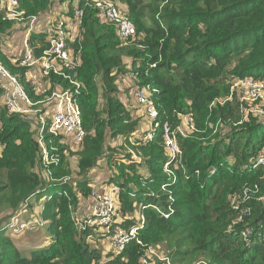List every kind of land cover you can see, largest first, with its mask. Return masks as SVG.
<instances>
[{
    "label": "trees",
    "instance_id": "obj_1",
    "mask_svg": "<svg viewBox=\"0 0 264 264\" xmlns=\"http://www.w3.org/2000/svg\"><path fill=\"white\" fill-rule=\"evenodd\" d=\"M56 1L19 0L17 8L42 19ZM107 1L124 7L135 25L126 41L101 18L93 0H67L70 15L74 4L83 11L79 44H73L81 46L76 77L84 137L77 147L45 129L44 153L35 119L9 112L0 84V264H141L147 246L159 242L172 247V263L264 264V169L255 165L264 155V107L242 120L241 108L251 104H241L237 92L232 101L210 106L229 94L234 79L264 80V0ZM1 7L0 0V63L33 102L66 88L56 76L39 94L26 83L27 68L4 51L26 22L3 20ZM29 42L36 56L46 45L43 33ZM129 73L136 83L158 90L153 101L159 126L151 140L143 141L146 131L139 133L142 110L118 94L117 82ZM178 112L189 113L197 131L177 136L185 174L176 169L171 176L163 170L170 156L162 125L177 126ZM101 160L109 176L93 181L89 175ZM99 183V189L118 188L115 225L128 229L143 216L137 238L144 246L134 239L114 252L105 247L97 223H85L82 205ZM32 202L40 207L35 219L48 231L46 242L34 249L7 231L8 221L19 219ZM151 263L167 264L155 257Z\"/></svg>",
    "mask_w": 264,
    "mask_h": 264
},
{
    "label": "bare ground",
    "instance_id": "obj_2",
    "mask_svg": "<svg viewBox=\"0 0 264 264\" xmlns=\"http://www.w3.org/2000/svg\"><path fill=\"white\" fill-rule=\"evenodd\" d=\"M1 2H2L1 8L4 11L3 20L15 21V22H26V26L22 30L23 31V40H22L23 51L25 53L26 49H28L31 52L33 59L41 58L44 51L51 49V40H52V38L56 37V35L49 33V31H53V30H61L62 31L61 37H62V40L64 43V45L62 47V51H64L68 55V59L71 61V65L68 67H64L62 69V71L64 72V74L69 76V78L72 81L76 82L75 84H73L69 81V78H65L61 74H56L52 70H50L48 72V74L44 75L42 73V67H41L40 63H37L35 65H31V66L28 64H22V58L23 57H20L19 58V66L26 67L27 70L30 71V74L28 75V78L26 76L25 81L30 87L34 88V90L36 91L37 94H39L40 90L46 88L44 85L48 82V80L51 76H56L58 78H61L63 81H65L67 83L66 88L58 87V89H55L50 94L45 95L44 98L38 99L37 101L33 102L31 100L29 94L27 92H25L24 87H23L22 83L20 82V80L15 75L11 74L0 63L1 69L5 73L8 74V75L7 74L2 75L0 73V78L6 80L9 83V85L11 86L10 90L6 89V93L4 96V105L6 106L7 110L11 113L26 114L27 115V114H30V112H32V113L36 114L35 121H36V124L38 126V135H39L38 142H39V145H40L41 149L43 150V152L46 151L45 145L43 142V132L45 129H47V132L51 136H55V137H58L60 135H65L67 133H73L74 137L76 139L75 145L77 147V145H79L82 142V139L84 137V131L82 130V125H81L80 107H79V103L77 100V96L80 94L81 83L76 77L77 70H78L79 66L81 65V46L79 45L78 48H74L73 44L75 43L76 39L78 40V37L80 34L81 19H82V15H83L82 9L78 8L74 4V6L72 8L71 15H70V10H67L64 12L61 11V12L57 13L55 16L51 17L49 19V21L47 22V20L44 21L43 19H41L37 15L25 16V12L23 10H19L17 8L19 0H15V3H13V4L10 3L9 0H1ZM93 2L95 4V6L98 8V11L100 13L101 18L112 23L116 27L117 34L121 40L126 41L127 39H129L130 37H132L135 34V25L133 24V22L130 19H128V17L125 14H123L118 9V7L116 5H114L112 2L107 1V0H93ZM123 22L128 23L132 26V28H133L132 33H129L128 35L122 34L121 25ZM38 33L44 34L46 45L43 48H39L40 54L36 56V54L34 52V48L30 44L29 40H30L32 35L35 36ZM78 44H79V40H78ZM63 63H64V61H63ZM154 66H155V64H153V67ZM33 73H37L40 76L42 87L37 86V79L31 78V74H33ZM8 76L10 78H13L15 80V83ZM244 79H251L254 82H262L264 84L263 79L255 80L251 77L234 79L232 82H234L236 80H244ZM32 81H34V84L31 83ZM15 85L19 86L21 91L26 96L27 100L17 98L16 102H15V104H16L15 109H11L7 105V99H8V96L10 95V93L12 92L13 87ZM137 87L142 88V89L148 88L150 90H154L153 95H155L158 92V90L156 87H154L151 84L141 85V84L136 83L135 79L133 77L132 84L130 87L131 99L134 101V103L137 105V107H139V109L142 110L141 104L138 102V100L136 99V97L134 95L135 89ZM66 91L71 93L70 99H71V101H73L76 104L77 109H78L79 125H78L77 129L73 130V131H68L65 128H60V129L56 130L54 128V125H53V123L55 121L56 114H57L56 110H57V106H58V102H59V98H57L54 94H62ZM260 103L261 102H257L255 104H253V106H252L253 110L249 111L247 114L242 113V115H243L242 120H246L249 113L262 112L260 107H259ZM38 105H43V107H39V108L35 109L34 107L38 106ZM153 105L156 108L154 101H153ZM51 109H53V111H54V117L52 119H50L49 117L46 116L48 113L52 112ZM156 110L158 111L157 108H156ZM153 137H154V131H153V134L151 137H147L146 139L143 138V141L151 140ZM178 148H179V146H178ZM44 153H46V152H44ZM179 153L181 154L180 148H179ZM168 154L171 157L169 151H168ZM260 158H264V155L259 156L257 158L258 160L255 163V165L261 166L264 169V165L259 163ZM169 160L166 162V164H168ZM45 161L48 163L49 162L48 158H45ZM166 169L171 170L170 164H168L167 166L164 164V166H163L164 172L170 173V172H167ZM92 194H94V198H95L94 216L88 217V219L85 221V223H87V224L97 223L98 230L103 235H105L104 241L107 244V246L114 252L123 251L124 250L123 248L117 249V248L113 247V245H112V236H113L114 231L117 228H121L118 225L114 224V223H116V220H115L116 208L114 209V211L112 213H110L107 216L98 215L97 212L95 211L96 205H97L95 192L93 191ZM237 199H238V196H234L231 200V204L234 208H236L238 206L236 204ZM114 203H115V201H114ZM115 205H116V203H115ZM153 208H155L158 212H160L161 215L164 216L165 218H167L170 215L167 212L160 211L156 206H153ZM17 220H18L17 218L12 219L11 225L17 226V224H16ZM36 222L38 223L37 220H36ZM143 224H144V218L141 215L140 216V223L138 225L131 226L130 228L127 229V230H130V229L133 230L134 239H136V242L141 246H144V244H142V242L137 238V232L139 229H141L143 227ZM248 233H249V229H246L245 232H243L244 237H247ZM145 251H146L145 254L141 258V264H152L151 261L154 257L161 260V261H166L169 264L167 258L161 259L152 247L147 246ZM195 264H199V263H195Z\"/></svg>",
    "mask_w": 264,
    "mask_h": 264
},
{
    "label": "built area",
    "instance_id": "obj_3",
    "mask_svg": "<svg viewBox=\"0 0 264 264\" xmlns=\"http://www.w3.org/2000/svg\"><path fill=\"white\" fill-rule=\"evenodd\" d=\"M9 1L12 4L15 3V0ZM121 31L123 35H128L129 33L133 32V28L130 24L123 22L121 25ZM49 33L56 35V37L52 38L51 40V49L44 51L43 55L39 59H33L31 52L26 49L25 53L23 54L22 64H28L31 66L40 63L42 67V73L44 75L48 74V72L52 70L56 74H61L65 78H69V76L64 74L62 71L64 67L71 65L68 55L62 51V47L64 45L61 37L62 31L53 30L49 31ZM0 73L2 75L7 74L1 69V67ZM10 79L15 83L13 78ZM69 81L73 84L76 83L70 78ZM31 83L34 84V81ZM153 91L154 90H150L148 88L142 89L137 87L134 93L136 99L141 104L144 116L150 125V128L146 131L144 136H142L144 139L151 137L154 129L159 126V123L157 122L159 113L153 105ZM236 92L238 93L241 104L242 102L251 104L241 108L242 113L247 114L249 111L253 110V102L262 100L264 98V84L262 82H254L251 79L236 80L231 83L229 94L223 99L216 98L210 106L215 103L223 104L227 101H232L233 95ZM54 95L59 98L56 110L57 114L53 123L54 128L56 130L60 128H65L68 131L76 130L79 125L78 109L76 104L70 99L71 93L66 91L62 94ZM17 98L27 100L19 86L15 85L7 99V105L11 109H15V102ZM177 117L180 120V123L177 124V126L173 127L168 121L162 125L164 143L171 155L168 164L174 166V172L166 169L167 172H170L171 176H175L176 169H181V171L185 174L181 164L182 155L179 153V148L176 142L177 136L180 135L182 137H189L192 133L197 131L194 120L189 113L178 112ZM259 163L264 165V158H260ZM168 164L165 163L166 166ZM117 190L118 188L116 186H111L108 190L100 189L99 191L95 192L97 202L95 211L98 215L107 216L114 211L116 208L114 200ZM132 239H134V233L132 229L127 230L125 228H117L112 236V245L117 249H125L126 245Z\"/></svg>",
    "mask_w": 264,
    "mask_h": 264
},
{
    "label": "rangeland",
    "instance_id": "obj_4",
    "mask_svg": "<svg viewBox=\"0 0 264 264\" xmlns=\"http://www.w3.org/2000/svg\"><path fill=\"white\" fill-rule=\"evenodd\" d=\"M116 6H118V8L121 10V12L126 15V13L124 11V7H122L118 4ZM67 10H69V5L67 4V0H66V2H63V3H60L57 0L52 5L51 11L46 16H44L42 19L44 21L47 20V22H48L49 19L51 17L55 16L57 13H59L61 11L64 12ZM22 40H23V31L12 33L10 40L4 45V51L7 52L8 54H10L11 56H17L19 58L23 57L24 51H23ZM125 60L128 61V58H126ZM29 74H30V71L27 70V73H26L27 78H28ZM133 77H134V75L129 73V74H126L124 77H122L117 82L118 94H119L121 101H123L125 104H127V106L139 108V107H136V104L134 103L133 100H132L133 104L131 105L130 98L128 99L127 98L128 95H126V93H128L130 95L129 97H131L130 87L132 84ZM31 78L37 79V86L42 87L41 86V78L37 73L31 74ZM0 84L2 86H4L5 89H7V90L11 89V86L9 85V83L2 78H0ZM261 106L264 107V98L261 100V103L259 104V107L262 111L263 109ZM39 107H43V105H38V106H35L34 108L36 109ZM51 110H52V112L48 113L46 115L50 119H52L54 117V111H53V109H51ZM137 111H138L139 115H140V113H143V111H140V110H137ZM27 115H30L33 119L36 118V114H34L32 112H30V114H27ZM138 126H139V133L142 131H147L150 128L148 120L146 118L144 119L143 116H140V123ZM65 138H66V142L68 145L73 146L76 144V139H75L73 133L65 134ZM116 142H118V141H116ZM116 142H114L113 145H115ZM114 153H116V155L121 157L120 152H114ZM109 173H110L109 167L106 166V163L104 160H101V161H99V163L97 164L95 169L92 171V173L89 175V177L93 181L94 180L105 181V180H107ZM100 185L101 184L99 183L98 186H95L93 188L94 192H97L100 190L98 188ZM109 187L110 186L108 184H105V187L103 189L108 190ZM88 201H89L90 205L86 209L85 214H87L88 217H92V216H94V205H95L94 194H92L91 196L88 197ZM31 205H33L31 209L25 210V213L19 219L17 218L18 219L16 221L17 227L13 228L12 226H9L7 231H8V233H10L9 235L14 240L17 239V240H20L22 242V247L34 249V248H38L39 246L43 245L46 242L48 231L46 230L45 225L42 226L41 224L36 222V219H35L36 217L34 216V214L38 213V207L39 206L34 205L33 202L31 203ZM13 219H15V218H13ZM7 221H8V219L6 221H4L3 223H6ZM11 221H12V219H10L8 222H11ZM104 244L106 247L107 244L105 242H104ZM152 248L154 249V251L157 253V255L161 259L167 258L169 264H179L178 262H176V263L171 262L170 253H171L172 247L169 245V243L159 242L157 246L153 245ZM107 250L109 251L110 249L108 248ZM205 261L206 260L199 261V259H197V260L192 261L191 263H187V261H186V262L181 263V264H195V263L206 264V263H208L207 261L206 262Z\"/></svg>",
    "mask_w": 264,
    "mask_h": 264
},
{
    "label": "crops",
    "instance_id": "obj_5",
    "mask_svg": "<svg viewBox=\"0 0 264 264\" xmlns=\"http://www.w3.org/2000/svg\"><path fill=\"white\" fill-rule=\"evenodd\" d=\"M126 95H128V96H127L128 99L130 98V103H131V105H132L133 102H132L131 97H129L130 95H129L128 93H126ZM136 107H137V105H136ZM131 108H135V107H131ZM102 189H103V188H102ZM89 205H90V203L82 205V207H83V211H81V213H83L84 215H87V214H85V211H86V209L89 207Z\"/></svg>",
    "mask_w": 264,
    "mask_h": 264
},
{
    "label": "clouds",
    "instance_id": "obj_6",
    "mask_svg": "<svg viewBox=\"0 0 264 264\" xmlns=\"http://www.w3.org/2000/svg\"><path fill=\"white\" fill-rule=\"evenodd\" d=\"M132 240H134V239H132ZM131 241V240H130Z\"/></svg>",
    "mask_w": 264,
    "mask_h": 264
}]
</instances>
